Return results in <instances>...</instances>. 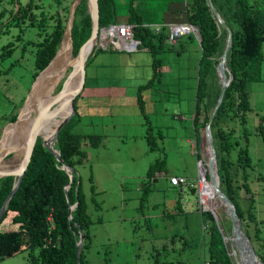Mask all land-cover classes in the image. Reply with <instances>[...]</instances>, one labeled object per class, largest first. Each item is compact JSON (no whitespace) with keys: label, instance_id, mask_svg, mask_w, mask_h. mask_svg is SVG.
Returning <instances> with one entry per match:
<instances>
[{"label":"rangeland","instance_id":"rangeland-1","mask_svg":"<svg viewBox=\"0 0 264 264\" xmlns=\"http://www.w3.org/2000/svg\"><path fill=\"white\" fill-rule=\"evenodd\" d=\"M27 1L0 0V12L3 11L0 15V136L8 120L20 111L28 96L35 72L34 43L39 39L38 31L48 27L44 26L46 20L37 26L29 25L27 20L14 23L9 18L11 10L15 11ZM73 1L33 2L41 4L48 14L58 12L62 15L65 6L70 7ZM128 1L116 2L117 24L127 21V5L123 3L128 4ZM154 1L158 6V0ZM160 1L174 8L184 6L185 0ZM141 2L142 11L145 6L149 9V4H154L152 0ZM193 8L190 5V9ZM158 14L162 18L164 12ZM173 15L178 17L171 18V23L182 19L187 22L184 14ZM172 47L171 51L157 53L162 64L161 73L151 86L144 84L152 77L153 58L141 46L136 51H119L112 47L95 50L92 56L105 57V62L102 65L98 60L92 62V57L86 66L85 86L75 97L74 109L79 118L74 120L70 130L83 136L99 137L96 146H91L88 139L81 143L87 157L77 169L90 219L91 241L83 249L87 264L208 263L206 243L210 219L201 214L198 188L199 163H207L209 157L205 127L201 125L204 112L194 123L200 52L197 41L189 34L179 36ZM6 49L10 52L2 56ZM262 52L264 55V42ZM71 56L75 57L72 51ZM70 69L71 66L53 89V95ZM213 82L219 85L218 78ZM247 89L251 105V110L246 113L250 158V166L246 168L247 182L255 196L253 210L260 236L255 243L264 250V140L257 129L260 118L264 126V57L260 80L249 81ZM137 93L144 103V112L140 110ZM39 109L36 108L35 113ZM226 119L221 125L226 127L227 124L233 129V139L241 142L239 120L237 117ZM236 151L233 150V157H236ZM21 158L10 152L4 162L15 168ZM159 158L165 160V171L155 177L156 181L153 179L148 183L149 192L142 197L146 172ZM241 174L239 170L238 177ZM171 175L186 178L194 187L185 186L181 190V186L169 182ZM214 203L218 205L214 210L218 227L225 238L228 237L225 245L236 264L239 256L229 239L230 219L217 199ZM247 207L243 202V208L246 210ZM214 221L216 224L215 218ZM2 225V230L13 228ZM255 228V224L249 222L248 229L253 237ZM233 252H236L235 256ZM26 259L27 252L22 251L2 257L0 264H29Z\"/></svg>","mask_w":264,"mask_h":264},{"label":"trees","instance_id":"trees-1","mask_svg":"<svg viewBox=\"0 0 264 264\" xmlns=\"http://www.w3.org/2000/svg\"><path fill=\"white\" fill-rule=\"evenodd\" d=\"M33 1L29 0L25 4L19 5L15 11H13L14 9L11 10L9 18L14 23L27 20L29 25L37 26L43 23V20L48 21L44 25H48V27L46 26L47 29L42 27L38 31L39 39L34 43L36 45L34 81L37 74L48 65L60 46L70 7L65 6V14L62 15L58 12L48 14V10L44 11L41 4ZM137 1H128L126 22L134 25L133 38L139 42V46L150 52L153 58L151 62L152 77L144 84V86H151L161 73L162 64L161 60L157 58V53L162 50L171 51L174 43L166 42L167 34L163 30L157 33L152 27L144 24L143 17L139 13V4L142 2L139 0L140 2L136 3ZM56 2L60 3V0H56ZM212 2L232 31V45L226 61L232 79L225 93H223L222 103L211 124L214 148H216L217 154L220 187L235 204L242 228L251 240L255 254L261 264H264V250L261 249L262 246L255 243V240H260L258 222L253 210L255 196L248 185V173L246 172V168L250 166L246 113L251 110L247 83L258 81L261 78V61L264 57L262 52L264 0H212ZM98 5L99 27L104 28L117 24L115 20L116 1L98 0ZM190 5L194 6L193 10L190 9ZM185 12L187 21L197 28L200 35V43L197 42L200 58L195 93L197 103L194 123L199 121L201 113L204 112L201 125L205 127L209 119L210 109H213L216 104L220 92V84L214 85L213 81L217 78L215 68L223 50L226 30L219 26L210 12L207 0H191ZM2 14L3 11L0 12V15ZM90 32L91 19L87 0H81L76 7L72 26L71 51L74 56L82 45L81 43L89 37ZM190 36L195 41L197 40L193 34ZM97 49L101 48L92 50L86 61V66ZM9 52L10 49H6L1 55L4 56ZM136 96L140 110L144 112V103L138 93ZM17 114L13 115L8 122L14 121ZM230 117H237L239 120L241 142L233 139V129L229 128L227 124L226 127L221 125L223 119ZM58 118L49 119L41 126L40 134L49 145H52L53 131L56 126L49 130L50 138H46L44 133L46 128ZM78 118V113L75 110V113L60 129L57 136L56 148L59 150L62 162L73 169V180L67 190L68 197L65 186L69 183V174L62 168V162L57 161L54 154L48 152L49 150L42 145L41 137H38L19 187L6 206L0 220V259L4 256H13L26 251V260L29 264H87L83 249L91 241L90 219L77 169L87 157L86 152L82 150L81 143L88 139L91 146H96L99 137L73 133L70 127ZM257 129L264 140V126L261 118ZM146 138L151 146L150 136L147 135ZM235 149H237L236 157H233L232 153ZM239 170L242 173L240 178L238 177ZM164 171V159H156L150 164L146 172L147 182L143 187L142 197L149 192L148 183ZM15 181L16 178L13 176L0 178V206L10 193ZM91 189L93 190V188ZM243 202L248 206L246 210L243 208ZM72 205L75 206L70 210ZM201 214L210 219L206 243L208 264H234L231 256L228 255L223 234L215 224L212 213L202 211ZM249 222L256 226L255 237L248 229ZM2 223L13 228L2 230ZM80 231L83 234V241L78 263L76 258Z\"/></svg>","mask_w":264,"mask_h":264},{"label":"water","instance_id":"water-1","mask_svg":"<svg viewBox=\"0 0 264 264\" xmlns=\"http://www.w3.org/2000/svg\"><path fill=\"white\" fill-rule=\"evenodd\" d=\"M80 1L81 0H74L73 3L71 4L69 8L65 31L62 36V40H61V43H60V46L57 52L55 53L51 61L48 63V65L44 69H42L35 77L31 85V88L28 92V96L25 98V101L23 102L22 107L20 111L18 112L16 119L6 124V126L2 130V134L0 136V143L5 138H8L11 129H13L17 124H19V122H21L22 120L21 115H22L23 109L35 96V92L37 88L39 87V84L44 79L47 71L51 68V66L55 62L59 60L61 56V51H62V44L65 38L69 40L71 50H72V26H73V21H74V16H75V10ZM207 4H208L210 12L216 19L219 26H221L222 28L226 30V38H225V43L223 46L222 53L218 59V63L215 68V72H216V75H217V78L220 84V92L218 93L219 95L217 98V102L214 105L209 115L208 122L205 125V133H206L209 157H208L207 163H205L206 165L205 173L201 175L199 171L198 177L200 178L201 176H203L204 181L211 185L212 193L214 194L215 199H217L218 203L222 207H224V209L227 212V215L231 223V236L229 237V239L231 240L234 250L238 253L237 255L240 258V264H261L259 258L255 254L256 253L255 248L253 244L251 243V240L245 234L242 228L241 221L236 212L235 204L222 191L220 187V180H219L218 168H217V154H216V148H214L215 144H214V139L212 136L211 124H212V121L214 119V116L217 110L219 109L222 103L223 96H224L223 93H225L232 79V75L226 64L227 56H228L229 50L232 45V31L227 26L224 19L217 12L215 6L213 5L212 0H207ZM87 7H88V12L90 14V19H91V32H90L89 37L83 43H81L82 45H80V48L76 56L74 57V64L71 65L70 71L67 73L65 79L61 83L59 90L56 92L51 102H49L47 105H45L44 107H42L36 113L33 114V121L29 127V131L26 136L25 148H24V152H22L23 154L21 156L22 158H21L19 165L15 168L0 170V178L7 177V176H13L14 178H16V181L14 182L10 193L6 197L2 206H0V220H1L4 210L6 209V206L10 202L14 193L17 191L19 184L23 178V175L29 165V162L33 154L32 151L34 150L36 141L38 137H41L40 135L41 126L47 119L57 116V113L67 103L69 105V110L67 114L58 122L57 126L54 129L52 145H49L46 139L41 137L42 145L47 150H49L48 152H51L52 154H54L57 161L62 162L60 153L58 152L59 150L56 148L57 136H58L60 129L70 120L72 115L75 113V109H74L75 97H77L80 94V92L83 90L84 85H85L86 61L88 59V56L91 54L92 50L95 48L99 40V35L101 32V28L99 27L98 0H87ZM197 37L198 38L196 41L200 43L199 33ZM117 50L122 51V50H125V48L123 46H120L119 48H117ZM64 98L66 99L64 100ZM60 100H64V101L61 103ZM58 102H60L61 104L58 105ZM201 162L202 161H200V163ZM62 168L65 169L66 172L69 174V183L65 186L66 196L68 197L67 190L70 188L71 182L73 180V174H72L73 169L69 168V166H67L63 162H62ZM156 180L157 179L154 178V181ZM74 206L75 205L70 206V210H72ZM202 211L211 212L218 226L217 217H216V213L214 212V210L203 207ZM223 240L224 242L226 240L224 235H223ZM82 241H83V234L80 231L79 241L77 243L78 248H77V258H76L78 263L80 261L79 258L81 255Z\"/></svg>","mask_w":264,"mask_h":264},{"label":"bare ground","instance_id":"bare-ground-1","mask_svg":"<svg viewBox=\"0 0 264 264\" xmlns=\"http://www.w3.org/2000/svg\"><path fill=\"white\" fill-rule=\"evenodd\" d=\"M72 64H74V58L71 56L70 42L67 38H65L62 44V51L59 60L55 62L51 66V68L47 71L44 79L39 84V87L35 92V96L23 109L21 115L22 116L21 122H19V124H17L13 129H11L9 133V137L5 138L0 143V170L10 169V166L4 162L5 156L8 153L10 152L15 153L17 157L22 156L23 154L22 152H24V148H25L26 136L28 134L29 127L33 121V114L35 113V109L42 108L45 105H47L49 102H51V100L54 97V95L52 94L53 89L57 86L59 80L65 76L67 68L70 67ZM65 99L66 98H64V100ZM64 100H60V102L62 103ZM60 102H58V105L61 104ZM68 110H69V105L66 103L62 107V109L57 113V116L49 118V119H53V118L55 119L59 117L54 123H52L50 126L46 128L44 133L46 138H50L49 130L54 126H57L58 122L67 114ZM204 165L205 164L203 162L199 163V166L201 167L200 170L201 175L205 173L206 166ZM199 179H200L199 188L201 186L200 182L202 183L200 189L201 201L199 200L201 202L202 208L204 207L215 210L218 205L217 203L216 204L214 203L215 196L212 193L211 185L204 181L203 176H201ZM227 240L228 237H226V241ZM235 253L236 252H233V255ZM236 264H240V258L238 259V257L236 258Z\"/></svg>","mask_w":264,"mask_h":264},{"label":"built area","instance_id":"built-area-1","mask_svg":"<svg viewBox=\"0 0 264 264\" xmlns=\"http://www.w3.org/2000/svg\"><path fill=\"white\" fill-rule=\"evenodd\" d=\"M116 25V26H115ZM133 29L134 25L129 23L123 24H113L108 27L101 28V32L99 35V40L95 46V48L107 49L108 47H112L113 49H117L120 46L125 48V51H134L139 47V42L133 38ZM164 30L163 26L155 25L154 31L160 32ZM166 42L175 43L177 38L184 34H193L196 38H198V32L194 25L187 22L182 23H171L167 25L166 28ZM200 181V179H199ZM169 182L172 185L181 186L182 187H194L193 183L187 181L186 178L181 176H170ZM199 188V186H198ZM200 195V188H199ZM208 264V263H206Z\"/></svg>","mask_w":264,"mask_h":264},{"label":"crops","instance_id":"crops-1","mask_svg":"<svg viewBox=\"0 0 264 264\" xmlns=\"http://www.w3.org/2000/svg\"><path fill=\"white\" fill-rule=\"evenodd\" d=\"M116 2H117V0H116ZM152 2H154V4L152 6H150V4H149V9L145 6L143 11H142V7H140L139 13L143 17V22L145 25L150 26V27L155 26V25H161V26H163V29H164L163 31L166 33L167 25L171 24V21H173V20H171V18H177L178 17L177 15H173V13H177V14L181 13V15L184 14L186 16L185 10L187 8L188 3H190L191 0H185L184 6L174 7V8H172L168 4L161 3L160 0H158V6L156 5V2L154 0H152ZM123 4L125 6L127 5L126 2H124ZM144 4L145 3H143L142 5H144ZM125 9L127 10V7ZM116 10H117V6H116ZM150 10H154V11L151 12ZM160 11L164 12V15L162 16V18L159 17L161 15L158 14ZM168 14H170V15H168ZM127 17H128V15H127V11H126V18H125L126 20H127ZM151 20H153V21H151ZM186 20H187V17H186ZM181 22H184V20L182 19V20H179L175 23H181ZM172 23H174V22H172ZM150 24H153V25H150ZM144 50H146V49H144ZM134 51H136V50H134ZM130 58H132V57H130ZM93 59L94 60L92 62H95V60H98L100 65H102L103 62H105V60H106L105 57H102V56L97 57L95 55L93 56ZM130 62H131V59L128 58V63H130ZM97 79H98V77L95 76V81H97ZM86 80H87V78H86ZM86 80H85V83H86ZM171 176H177V175H171Z\"/></svg>","mask_w":264,"mask_h":264}]
</instances>
